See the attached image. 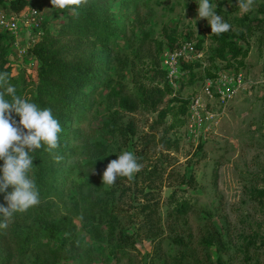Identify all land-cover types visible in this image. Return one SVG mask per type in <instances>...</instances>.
I'll return each instance as SVG.
<instances>
[{
  "label": "rangeland",
  "instance_id": "obj_1",
  "mask_svg": "<svg viewBox=\"0 0 264 264\" xmlns=\"http://www.w3.org/2000/svg\"><path fill=\"white\" fill-rule=\"evenodd\" d=\"M29 1L24 11L39 7L42 25L55 30L65 22L51 0ZM103 2L114 12L120 33L98 49L104 74L96 89L90 88L80 125L84 143L64 162L58 183L63 194L41 199L11 222L40 226L46 216L71 219L79 248L62 253L56 264H264V198L258 195L264 190V0H254L248 11L238 0H210L232 26L229 32H246L238 44L249 50L247 57L229 62L214 58L217 45L207 19L198 18V0ZM19 26L7 43L12 75L24 81L36 75L39 62L27 51L41 37L33 32L29 38L32 28ZM184 47L187 59L171 80L166 55ZM184 64H198L194 77ZM236 70L244 72L246 90L228 104H208L211 121L191 130L192 102L205 98L209 80ZM167 109L173 111L163 116ZM125 150L143 169L132 180L118 177L114 185H104L107 164ZM98 159L104 160L101 170L82 166ZM89 175L104 186L105 207L117 219L113 238L106 218L100 236L85 218L78 183ZM35 259L31 252L12 264Z\"/></svg>",
  "mask_w": 264,
  "mask_h": 264
},
{
  "label": "trees",
  "instance_id": "obj_2",
  "mask_svg": "<svg viewBox=\"0 0 264 264\" xmlns=\"http://www.w3.org/2000/svg\"><path fill=\"white\" fill-rule=\"evenodd\" d=\"M29 4V0L10 2L0 0V11L2 9L19 13ZM72 7L75 6L56 9L55 15L65 19V22L57 23L55 30L50 25L43 24L40 41L28 49V55L39 62L33 79L30 77L28 80L20 81L12 75L9 61L10 45L7 43L10 34L6 31L0 32V72L9 73L10 83L15 86L17 95L37 104L40 108H51L63 129L58 149L49 153L44 146L33 153L34 171L30 175L36 181L41 199H58L63 194L58 183L60 177L64 176V162L77 155L81 149L80 144L84 143L85 133L80 125L87 116L90 91L96 89L99 78L104 74L105 63L99 58L98 49L100 46L105 47L120 33L114 12L103 0L87 1L77 9L78 16L71 11ZM39 9L37 7V10ZM245 39L246 32L243 29L228 31L221 35L213 34L212 40L217 45L214 58L229 62L232 59L247 57L249 50L238 44V40ZM171 40L173 41V38ZM174 49L171 46L170 50ZM197 66L198 64H184L183 69L189 70L194 77V68ZM188 104L185 102L181 106L184 114L187 112ZM172 111L165 110L163 116ZM15 119L19 121L20 118L15 116ZM94 146L100 148L102 144L96 143ZM55 155L62 156L63 159L57 162L54 159ZM103 161L88 160L82 166L101 170L105 167ZM2 166L3 161L0 160V167ZM78 189L81 202L85 206V218L93 223V233L101 235L102 221L106 218L109 236L113 238L117 219L105 207L101 195L104 189L102 183L92 175L85 176L79 180ZM11 190L10 187L8 191ZM4 195L0 193V204L7 206ZM258 195L264 198V190L258 192ZM40 222V226H34L16 220L9 224L7 230L0 229V264H12L15 258L31 252H35L36 256L33 264H56L62 253L68 251L74 253L79 248L77 247L79 239L75 237L71 219L57 221L52 216H46L41 218ZM49 255L52 262L50 258H46Z\"/></svg>",
  "mask_w": 264,
  "mask_h": 264
},
{
  "label": "clouds",
  "instance_id": "obj_3",
  "mask_svg": "<svg viewBox=\"0 0 264 264\" xmlns=\"http://www.w3.org/2000/svg\"><path fill=\"white\" fill-rule=\"evenodd\" d=\"M85 3L87 0H51L53 7L75 6L71 11L77 16V9ZM197 3L198 18L207 19L211 33L221 35L231 29L232 26L216 13V5L210 0H198ZM253 3L254 0H238L242 11H248ZM14 114L19 116V121ZM62 131L51 108H40L17 95L15 86L10 83L9 73L0 72V160L3 161L0 167V193L5 194L7 205L0 204V229H8L14 214L25 213L41 203L39 188L30 175L34 171L33 153L44 146L47 152L53 153L60 146ZM54 159L60 162L63 157L55 155ZM142 169L139 158L125 150L107 164L102 176L103 184L114 185L118 177L132 180ZM10 187L12 190L8 191Z\"/></svg>",
  "mask_w": 264,
  "mask_h": 264
},
{
  "label": "built area",
  "instance_id": "obj_4",
  "mask_svg": "<svg viewBox=\"0 0 264 264\" xmlns=\"http://www.w3.org/2000/svg\"><path fill=\"white\" fill-rule=\"evenodd\" d=\"M24 10L14 16L0 13V29H3L11 35H15L19 31V24H23L27 28H32V31L28 32L29 38H33V32L37 37H41L43 32L39 10L30 9L27 10V12ZM182 59H187L186 47L166 55L165 65L171 80L177 77L179 62ZM247 86L248 84L243 71L222 73L218 77L209 80L204 90L205 98L197 97L190 106V129L197 128V126L201 128L206 125V122L211 121L212 116L206 108L208 104H212L215 100H218L224 105L228 104L236 98L238 94L245 91ZM208 125H211V123ZM209 129L210 126H207V131Z\"/></svg>",
  "mask_w": 264,
  "mask_h": 264
}]
</instances>
